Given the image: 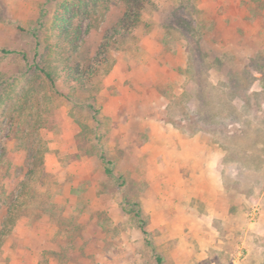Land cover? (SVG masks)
<instances>
[{
	"label": "rangeland",
	"instance_id": "rangeland-1",
	"mask_svg": "<svg viewBox=\"0 0 264 264\" xmlns=\"http://www.w3.org/2000/svg\"><path fill=\"white\" fill-rule=\"evenodd\" d=\"M63 1L0 0V264H264V0Z\"/></svg>",
	"mask_w": 264,
	"mask_h": 264
},
{
	"label": "trees",
	"instance_id": "trees-1",
	"mask_svg": "<svg viewBox=\"0 0 264 264\" xmlns=\"http://www.w3.org/2000/svg\"><path fill=\"white\" fill-rule=\"evenodd\" d=\"M108 0H64L61 3V9L63 11V14H61L60 18H58L59 22L66 21L70 18L69 14L72 13L73 15H77L78 11L80 9L86 10L88 7H97L100 4H104ZM124 4V11H123V17L117 22L116 26L113 27L112 33L110 35V38H114L115 36L131 31L135 25L138 23L140 17H141V10L144 7L145 3L148 0H122ZM66 17V18H65ZM59 24V23H58ZM71 30L62 28L61 31L64 35V38H73L74 40L80 39V33L78 32V29H72ZM72 34V35H70ZM107 37L104 36V42L106 44ZM105 47V45H103ZM3 52H13L14 50L9 49H2ZM40 70L44 73L45 77L50 81V83H54L52 75L45 71L43 68H40ZM110 162L108 160L104 161V169L106 173H110V169L107 166ZM139 212L136 211L135 215L138 216ZM141 229L144 235L147 234L146 229L141 224ZM156 264H161V258L159 256H155Z\"/></svg>",
	"mask_w": 264,
	"mask_h": 264
}]
</instances>
